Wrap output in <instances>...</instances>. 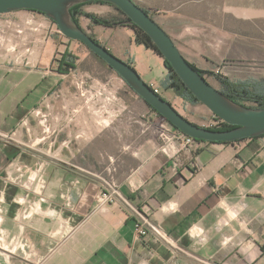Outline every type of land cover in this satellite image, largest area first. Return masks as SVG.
Returning <instances> with one entry per match:
<instances>
[{
  "label": "crops",
  "instance_id": "obj_1",
  "mask_svg": "<svg viewBox=\"0 0 264 264\" xmlns=\"http://www.w3.org/2000/svg\"><path fill=\"white\" fill-rule=\"evenodd\" d=\"M140 1L145 9L172 5L163 29L197 68L212 43L220 51L212 58L237 56L227 48L231 35L218 28L264 27V0H199L183 8L191 0ZM98 6L86 10H104ZM11 26L20 35L18 51L10 48L7 67H0V83H8L0 91V264H264V137L185 148L175 131L147 127L134 151L136 166L114 181L95 180L94 162L78 160L85 150L94 156L89 146L108 136L96 135L95 90L75 83V70L57 73L59 48L46 34L26 31L44 23L24 18ZM121 30L116 35L128 40L126 47L113 33L105 47L139 73L141 47ZM14 74L53 76L56 84L30 105L36 86L18 92L26 77L7 78ZM165 75L163 68L153 86ZM40 108L50 109L40 126L53 115V137L28 128ZM139 223L144 237L137 235Z\"/></svg>",
  "mask_w": 264,
  "mask_h": 264
},
{
  "label": "rangeland",
  "instance_id": "obj_2",
  "mask_svg": "<svg viewBox=\"0 0 264 264\" xmlns=\"http://www.w3.org/2000/svg\"><path fill=\"white\" fill-rule=\"evenodd\" d=\"M137 4H142L140 0H134ZM156 1L157 0H150ZM199 0H191L189 2L181 3L183 7L185 5H197ZM185 4V5H184ZM90 5V4H89ZM99 5V9L104 7V10H97L96 12H88L87 5L80 8L82 13L92 15L98 19L108 18L116 15V12L112 7L104 4ZM162 8L153 7L147 8L152 16L153 20L163 29L166 28V19L168 17L167 3L161 4ZM24 18L29 20L38 21L44 23V27H32L26 29L30 35H38V37L47 35L51 41L59 48L61 53H56V60H61L64 63H72L75 65V83L82 82L83 89L88 86L89 91L95 90V98L90 103H94V118L99 121V125H96V135L99 131H106L107 139L98 141L96 138L94 146L89 148L92 150L90 153H94V156H88L87 150L84 153V159H78L81 164L85 162H94L95 180L110 179L114 181L120 178L124 173L128 172L136 166V159L134 157V151L138 148V145L147 138V127L153 129H160L159 119L152 113L143 101L133 94L120 78L117 77L112 71H110L103 64L96 62L89 54V51L80 43L70 41L64 38L58 33V29L46 17L31 12V11H19L6 15H0V67H7V53H10V48L14 46V52L18 51L17 42L19 41V33L13 31L11 25L19 24ZM263 22H259V26L252 27L246 22H239L237 27L231 28H218L223 32H227L231 35V42L227 45V48L237 52V56L229 55L223 59L212 58V55H217V44H210L207 46L209 51L207 54H202V60L199 63V70L206 71L209 74L205 76V80L216 90L220 89L216 77H223L231 82L248 83L251 87L256 85H264V27ZM79 27L87 34L92 35L95 39L106 46L107 42L113 43L109 39L108 34L113 33L112 37H118V41L121 39L119 34L124 33L121 28L119 30H105L96 25H92L91 21L87 18L80 17L78 19ZM215 24V22H214ZM36 28V31L33 30ZM199 29V28H198ZM17 30V28H15ZM201 30V29H200ZM204 30V29H203ZM163 31H165L163 29ZM209 34L215 31V28L206 30ZM166 32V31H165ZM115 33V34H114ZM122 37V36H121ZM128 42V40H126ZM122 42V41H121ZM127 42H122L126 47ZM106 48V47H105ZM8 53V54H9ZM115 55V51H112ZM136 58L139 64V73L142 81L151 82L149 86L154 85L159 81L161 74L163 73V61L153 56L151 53L146 52L144 48L135 50ZM234 56V57H233ZM119 58V57H117ZM121 60V59H120ZM124 60H127L124 57ZM56 65V63H55ZM2 73V72H1ZM141 74V75H140ZM3 76V75H0ZM25 75L14 74L7 78L17 82L20 77ZM25 82L21 83L20 90L25 88V85L31 84L36 86L32 90L31 94L27 97V104H33L37 102L40 97L48 92L56 84V79L53 76H41L39 74H29L25 76ZM148 78V79H147ZM69 78H67L68 81ZM70 80L68 81V83ZM8 83H0V91L5 90ZM91 87V88H90ZM156 87H159L157 84ZM87 90V89H86ZM167 102L185 119L189 122L196 124L199 127L211 128L218 124L217 120L213 118L210 111H208L203 105H187L175 98H169L168 94L161 95ZM48 99H54V95L48 97ZM244 107H252V103H243ZM91 109L84 111L90 112ZM50 109H38L40 114L36 113L29 120L28 128L35 132V134H43L53 137L52 132L55 128L53 115L47 116V124L45 126L39 125L38 121H44V116L48 114ZM54 109L51 108V112ZM52 116V119H51ZM107 121L109 127H102L103 122ZM31 126V127H30ZM47 128V133L45 129ZM161 130V129H160ZM102 137V136H101ZM99 143V144H98ZM90 151V150H89ZM90 164L89 166H91Z\"/></svg>",
  "mask_w": 264,
  "mask_h": 264
},
{
  "label": "water",
  "instance_id": "obj_3",
  "mask_svg": "<svg viewBox=\"0 0 264 264\" xmlns=\"http://www.w3.org/2000/svg\"><path fill=\"white\" fill-rule=\"evenodd\" d=\"M92 2L113 5L123 13L131 23L148 36L162 58L170 64L195 99L211 114L236 128L223 132L212 131L189 122L168 102L154 94L134 68L95 43L78 25H74L69 9L77 4ZM19 11L43 14L56 25L59 34L67 40L81 43L104 61L138 97L185 136L195 141L233 143L264 135V109H250L237 105L212 87L184 59L167 33L138 7L134 0H0V15Z\"/></svg>",
  "mask_w": 264,
  "mask_h": 264
},
{
  "label": "trees",
  "instance_id": "obj_4",
  "mask_svg": "<svg viewBox=\"0 0 264 264\" xmlns=\"http://www.w3.org/2000/svg\"><path fill=\"white\" fill-rule=\"evenodd\" d=\"M89 4H104V5L110 6L116 12V15L111 16V17H108V18L98 19V18H96V17H94L92 15H88V14L82 13L80 11V8H82L83 6L89 5ZM136 5L138 7H140L138 4H136ZM140 8L151 19H153L152 16L150 15V12L147 9H145L143 7H140ZM31 12H33V11H31ZM69 12H70V16H71V21H72V23L74 25H78L79 26L78 19L80 17H84V18L89 19L91 21V24L92 25L99 26L101 28H104L105 30L106 29L107 30H113V29L121 28V29H126L127 31H130L131 34H132V38H133V42H134V45L135 46L144 48V50L151 52L153 55H155L156 57L160 58L163 61V64L162 65H163V68H164V70L166 72V75H165L164 79L161 80L160 83H159V87L158 88H160L161 93L158 94L157 96H159L160 98H162L164 101L167 102L169 99L166 100L161 95L168 94L170 96L169 97L170 99L171 98H178V99L186 102L187 104H189L191 106L201 105L195 99V97L186 89V87L183 85L182 81L179 79V77L176 75V73L171 68L170 64L168 62H166L162 58L161 54L159 53V51L157 50V48L153 45V43L148 38V36L145 33H143V31H141L138 27H136L133 23H131L130 20L123 13H121L116 7H114L113 5H110V4H106V3L92 2V3H84V4L74 5V6H72L69 9ZM34 13H37V12H34ZM37 14H40V13H37ZM40 15L44 16L43 14H40ZM87 35L95 43H97V44H99V45H101L102 47L105 48V46L103 44H101L100 42H98L95 39V37H93L90 34H87ZM109 52L111 53V51H109ZM89 54H90V56L96 62H99V63L103 64L110 71H112L114 74H116L111 68H109V66L104 61H102L96 55H94L90 51H89ZM122 61L124 63H126L127 65H129L130 67H132V65H131V63L129 61H127V60H122ZM54 63H56L57 73H59L61 75H67V74H69L70 72H72L73 70L76 69V67L73 64V62L72 63H64L61 60H55L54 59ZM190 65H191V67L193 69H195L204 78H205V76L207 74H209L206 71H202V70H199V69L195 68L192 64H190ZM117 77L120 78L118 75H117ZM216 81L218 82V84L220 86V89L218 91L220 93H222L226 98H228L233 103H235L237 105H241V106H243V103H252L253 106L252 107H248V108H250V109H264V86L256 85V86L251 87V85H249L248 83L231 82L228 79L223 78V77H216ZM125 85L128 87V89L133 94H135L129 88V86L126 83H125ZM149 87H150V89L153 92L152 86H149ZM138 99L141 100V101H143L140 97H138ZM143 103L147 106V108L152 113H154L157 116V118L159 119V122H165L177 134H181V135L185 136L183 133H181L180 131H178L177 129H175L171 124H169L152 107H150L149 105H147L144 101H143ZM212 116H213V118H215L217 120L218 124L216 126L211 127V128L207 127L206 129L212 130V131H220V132H223V131H228V130H232V129H235L236 128L235 126L227 125L226 123H224L223 121H221L219 118H217L213 114H212ZM260 137H264V135H262ZM251 140L252 139H244V140H240V141L233 142V143H226V142H205V141L197 140V141H195V144H196V146H198L201 143L231 145V144H234V143L247 142V141H251Z\"/></svg>",
  "mask_w": 264,
  "mask_h": 264
},
{
  "label": "built area",
  "instance_id": "obj_5",
  "mask_svg": "<svg viewBox=\"0 0 264 264\" xmlns=\"http://www.w3.org/2000/svg\"><path fill=\"white\" fill-rule=\"evenodd\" d=\"M152 88H153V93L154 94H156V95L160 94V89L158 87H154L152 85ZM159 126H160V129L163 130V131L164 130H170V131L172 130V131H174L165 122H159ZM174 138L179 140L183 144V146L185 148H195L196 147L195 140H193L192 138H189L187 136H183L181 134H177L176 132H175ZM150 229H153L154 231H157L156 228H154V226L153 227L150 226ZM136 231H137V235L140 236V237H142V236L144 237V236L147 235V229H146V226H144V223L137 224Z\"/></svg>",
  "mask_w": 264,
  "mask_h": 264
},
{
  "label": "flooded vegetation",
  "instance_id": "obj_6",
  "mask_svg": "<svg viewBox=\"0 0 264 264\" xmlns=\"http://www.w3.org/2000/svg\"><path fill=\"white\" fill-rule=\"evenodd\" d=\"M264 86V85H263Z\"/></svg>",
  "mask_w": 264,
  "mask_h": 264
}]
</instances>
